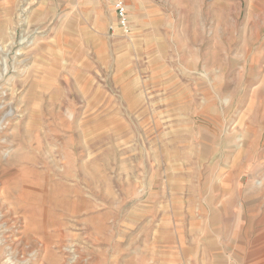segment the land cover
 I'll return each mask as SVG.
<instances>
[{
	"label": "rangeland",
	"instance_id": "obj_1",
	"mask_svg": "<svg viewBox=\"0 0 264 264\" xmlns=\"http://www.w3.org/2000/svg\"><path fill=\"white\" fill-rule=\"evenodd\" d=\"M124 3L0 0V264H264V0Z\"/></svg>",
	"mask_w": 264,
	"mask_h": 264
},
{
	"label": "bare ground",
	"instance_id": "obj_2",
	"mask_svg": "<svg viewBox=\"0 0 264 264\" xmlns=\"http://www.w3.org/2000/svg\"><path fill=\"white\" fill-rule=\"evenodd\" d=\"M24 10L25 9H23L21 12H23ZM23 41H24V39H23ZM2 88L0 85V156H2V158L3 157L7 158L8 156H10L9 151L11 149V143L7 140L8 139V133L7 132L9 131L8 124L3 123V121H4V116L8 115V113L5 114L6 113L5 111L9 108L10 102L4 101V97H6L7 94L4 92L5 90ZM2 90H4V91H2ZM10 115H9V117H10ZM26 179L27 178H25V179L23 178V180L20 181L21 187L26 184L25 189H23V190L20 189L21 187L20 188L18 187V184H19L18 180H15L14 176H12L11 174L8 176H5L3 178V180L0 179V185H4V187H5V189L0 190V239H1L0 241L1 242L3 241V244H5L4 248L2 247L3 249L1 252L7 253L9 256L15 257V259L17 258V261H19L21 258H24L23 254H22V250H21V244L23 242L24 237H21V236L24 233L23 230L25 231V228L28 227V226H25L27 224H25V221H24V218L26 215H24V217H23V215L19 216L18 214H20V211L18 213V207L20 206L21 209L24 210L25 205L26 204L29 205V203H28L29 201L30 202L35 201V199H34V187H36V186H34V182L32 180H30V179L26 180ZM30 212H31V210H30ZM21 229H23V230L21 231ZM18 234L20 235V237H17ZM40 244H42V243L40 242ZM24 246H26V245H24ZM28 249H29V247H28ZM44 250H45V248H44ZM45 252H47V250H45ZM13 257H11V258H13ZM8 258H10V257H8ZM31 259H33V258H31Z\"/></svg>",
	"mask_w": 264,
	"mask_h": 264
},
{
	"label": "built area",
	"instance_id": "obj_3",
	"mask_svg": "<svg viewBox=\"0 0 264 264\" xmlns=\"http://www.w3.org/2000/svg\"><path fill=\"white\" fill-rule=\"evenodd\" d=\"M110 5L116 16V26L121 29H126L128 26V13L124 0H103ZM112 28V27H110Z\"/></svg>",
	"mask_w": 264,
	"mask_h": 264
}]
</instances>
